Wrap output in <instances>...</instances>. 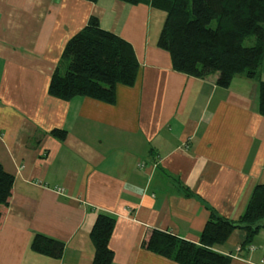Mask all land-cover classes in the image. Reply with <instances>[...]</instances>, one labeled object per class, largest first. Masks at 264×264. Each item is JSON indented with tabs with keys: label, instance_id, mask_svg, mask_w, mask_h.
Segmentation results:
<instances>
[{
	"label": "crops",
	"instance_id": "crops-1",
	"mask_svg": "<svg viewBox=\"0 0 264 264\" xmlns=\"http://www.w3.org/2000/svg\"><path fill=\"white\" fill-rule=\"evenodd\" d=\"M91 15L138 62L112 103L48 93L54 70L66 69L65 43ZM164 19L119 0H0V164L14 177L0 264H92L89 233L101 212L114 218L111 264H179L142 247L144 237L157 229L198 242L211 210L237 220L264 183L258 81L238 74L222 88L216 74L175 71L157 44ZM35 234L62 242V256L34 252ZM245 237L236 228L214 250L229 264H262L264 227L251 239L256 249Z\"/></svg>",
	"mask_w": 264,
	"mask_h": 264
},
{
	"label": "trees",
	"instance_id": "trees-1",
	"mask_svg": "<svg viewBox=\"0 0 264 264\" xmlns=\"http://www.w3.org/2000/svg\"><path fill=\"white\" fill-rule=\"evenodd\" d=\"M96 1V0H88ZM146 4L165 13L157 44L170 55L171 67L178 72L206 78L216 74L215 84L228 87L235 75L258 81V111L264 116V81L260 67L264 55V0H119ZM252 36L254 43L246 45ZM61 58L67 62L63 73L55 69L48 93L68 100L88 96L112 103L116 84L131 85L138 69L132 45L112 31L103 29L91 15L86 24L65 43ZM57 138L64 130L52 129ZM14 177L0 164V225L8 206ZM264 219V183L256 184L237 220L220 217L213 210L205 222L198 242L179 238L167 231L152 229L142 247L179 264H229L227 255L214 247L223 244L230 233L243 229L248 246ZM114 218L99 213L90 229L94 246L92 264H111L113 252L108 241ZM34 252L59 259L63 243L43 234L31 241Z\"/></svg>",
	"mask_w": 264,
	"mask_h": 264
},
{
	"label": "built area",
	"instance_id": "built-area-1",
	"mask_svg": "<svg viewBox=\"0 0 264 264\" xmlns=\"http://www.w3.org/2000/svg\"><path fill=\"white\" fill-rule=\"evenodd\" d=\"M56 191H57V192H63L62 189L59 188V187L56 188ZM256 248H257V247H256L255 245L251 244V243L247 246V249H248L249 251H252V250H254V249H256ZM261 251H262V253H263L262 264H264V247L261 248Z\"/></svg>",
	"mask_w": 264,
	"mask_h": 264
},
{
	"label": "water",
	"instance_id": "water-1",
	"mask_svg": "<svg viewBox=\"0 0 264 264\" xmlns=\"http://www.w3.org/2000/svg\"><path fill=\"white\" fill-rule=\"evenodd\" d=\"M255 226H261L264 227V219L258 221L257 223H255Z\"/></svg>",
	"mask_w": 264,
	"mask_h": 264
},
{
	"label": "rangeland",
	"instance_id": "rangeland-1",
	"mask_svg": "<svg viewBox=\"0 0 264 264\" xmlns=\"http://www.w3.org/2000/svg\"><path fill=\"white\" fill-rule=\"evenodd\" d=\"M252 39H253V37H252V36H250V37L246 38V40H245V44H246V45H250V43H251Z\"/></svg>",
	"mask_w": 264,
	"mask_h": 264
}]
</instances>
